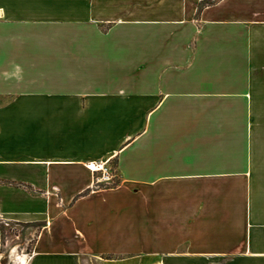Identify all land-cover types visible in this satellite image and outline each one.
<instances>
[{
  "label": "crops",
  "instance_id": "obj_1",
  "mask_svg": "<svg viewBox=\"0 0 264 264\" xmlns=\"http://www.w3.org/2000/svg\"><path fill=\"white\" fill-rule=\"evenodd\" d=\"M171 263L264 264V0H0V264Z\"/></svg>",
  "mask_w": 264,
  "mask_h": 264
},
{
  "label": "built area",
  "instance_id": "obj_2",
  "mask_svg": "<svg viewBox=\"0 0 264 264\" xmlns=\"http://www.w3.org/2000/svg\"><path fill=\"white\" fill-rule=\"evenodd\" d=\"M88 167L95 171H98V170L100 171V175L98 178H96V180L104 183L105 185L108 184L113 178L112 171L107 165L97 164V165L88 166Z\"/></svg>",
  "mask_w": 264,
  "mask_h": 264
},
{
  "label": "rangeland",
  "instance_id": "obj_3",
  "mask_svg": "<svg viewBox=\"0 0 264 264\" xmlns=\"http://www.w3.org/2000/svg\"><path fill=\"white\" fill-rule=\"evenodd\" d=\"M109 168H110L111 171H112L113 178H112V180H111L108 184H106L105 186L112 187V186H115V185L118 183V180L116 179L117 177H116V174L114 173V171L112 170V167H109ZM111 171H110V172H111ZM27 248L29 249L30 246L27 247ZM171 264H179V263H171Z\"/></svg>",
  "mask_w": 264,
  "mask_h": 264
}]
</instances>
